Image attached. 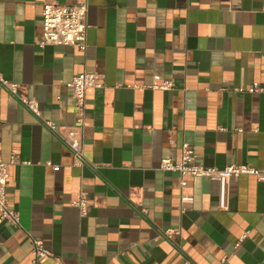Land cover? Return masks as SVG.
<instances>
[{
    "label": "crops",
    "instance_id": "crops-1",
    "mask_svg": "<svg viewBox=\"0 0 264 264\" xmlns=\"http://www.w3.org/2000/svg\"><path fill=\"white\" fill-rule=\"evenodd\" d=\"M75 1L0 0V74L42 119L75 122V74L103 81L86 89L82 165L0 84L19 217L0 219V264H32L30 237L49 250L36 264H264V180L231 177L222 210L215 180L160 167L186 142L197 164L264 169V0H87L85 50L41 46L42 3Z\"/></svg>",
    "mask_w": 264,
    "mask_h": 264
},
{
    "label": "built area",
    "instance_id": "built-area-1",
    "mask_svg": "<svg viewBox=\"0 0 264 264\" xmlns=\"http://www.w3.org/2000/svg\"><path fill=\"white\" fill-rule=\"evenodd\" d=\"M87 0H76L72 4H62L58 2H43L41 10L42 21V40L40 45H74L81 51L87 46ZM154 78H157L155 76ZM0 84L19 101L27 107L43 124L54 133L72 152L74 164L82 165L85 163L83 155V128L85 117V93L88 87H103L102 75L95 72L82 71L75 74L68 83L72 90L74 104L75 122L71 125H56L52 120L42 119L38 102L35 99H27L17 94V85L14 81L3 78L0 74ZM171 81L164 80L159 87L167 88L171 86ZM253 91L252 87H248ZM195 154L190 151L189 144L184 142L181 146V156L178 161L164 158L160 162L163 169L176 170L183 175L206 176L217 182V207L218 209L227 208L228 183L231 177H238L241 174L254 175L260 180H264V169L252 167L248 164H227L221 168L216 166H205L194 162ZM15 155L11 153L8 162L0 159V219H5L13 224H19L18 214L8 207L6 189L8 186V165L14 162ZM54 170L58 166H53ZM185 184L182 178L181 185ZM181 202L190 203L191 196L182 195ZM80 214L86 213V202L83 197L75 200ZM169 237V231H163ZM32 264H36L40 259L49 256V250L43 241L37 237H30Z\"/></svg>",
    "mask_w": 264,
    "mask_h": 264
}]
</instances>
